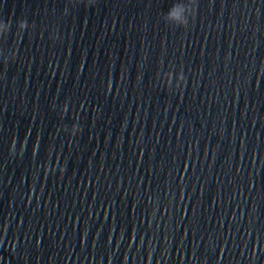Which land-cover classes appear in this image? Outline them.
<instances>
[{
	"label": "water",
	"instance_id": "1",
	"mask_svg": "<svg viewBox=\"0 0 264 264\" xmlns=\"http://www.w3.org/2000/svg\"><path fill=\"white\" fill-rule=\"evenodd\" d=\"M176 2L0 0V264H264V0Z\"/></svg>",
	"mask_w": 264,
	"mask_h": 264
},
{
	"label": "clouds",
	"instance_id": "2",
	"mask_svg": "<svg viewBox=\"0 0 264 264\" xmlns=\"http://www.w3.org/2000/svg\"><path fill=\"white\" fill-rule=\"evenodd\" d=\"M77 2H84L86 6L91 7L95 5L96 0H77ZM196 8H197V0H181V2H176L172 5V7L169 9L167 13L163 15L164 21L172 22L177 27L182 28H188L190 24V18H194L196 14ZM16 24V34L21 33L23 34L27 30L30 29L31 24L28 22L26 18H19L15 21ZM13 25V21L11 19H3L0 18V38H7L9 33L11 32ZM12 55L9 56L7 53H5L2 49H0V62H2L4 65H7L10 61H14L17 53L15 49H12ZM185 81V75L184 73H179L175 76V83L171 85V87L180 89L183 87ZM166 87L170 86L166 83ZM81 126L79 123H73V125L70 127L69 135L71 137H75L78 133L81 132ZM26 149V143L21 142L19 152H16V141L13 140L11 146H10V154L12 155H20L22 156ZM36 151V149L34 150ZM44 171L45 173L56 172L57 168L61 174L64 173L65 167L63 165L59 164V161H56L55 163L49 164V162L44 163Z\"/></svg>",
	"mask_w": 264,
	"mask_h": 264
}]
</instances>
